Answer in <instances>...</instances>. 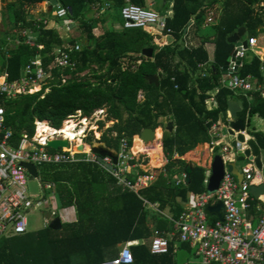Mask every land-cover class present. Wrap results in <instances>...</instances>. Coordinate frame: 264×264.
Masks as SVG:
<instances>
[{
    "label": "trees",
    "instance_id": "obj_1",
    "mask_svg": "<svg viewBox=\"0 0 264 264\" xmlns=\"http://www.w3.org/2000/svg\"><path fill=\"white\" fill-rule=\"evenodd\" d=\"M44 1L47 0H10L6 12H0V70H7L9 80L20 78L25 65L38 56L43 66L50 68L54 48L78 42L76 37L65 39L57 28L43 23L41 18L53 17L55 8L43 11ZM49 1L69 8L68 17L77 21L85 41L83 48L74 55L78 60L76 68L63 71L70 75L65 82L44 83L41 90L33 94L0 98V105L5 108L6 125L13 131L12 142L20 146L23 133L32 136L36 120H48L54 127H59L78 110L83 115H90L105 106L107 119L114 123L102 135L89 136L87 142L92 143L95 139L117 150L121 139H127L130 145L135 140V145L141 142L140 133L144 128L162 126L166 163L157 180L143 189L140 196L121 187L92 163L41 165V180L54 183L59 206H74L77 217L72 221H61L60 228L47 225L37 232L0 238V264H98L112 259L119 243L132 240L138 242L130 246L134 258L130 264H175L171 242L168 253L153 254L150 238L155 230L162 234L172 232L176 228L175 221L186 209L189 194L198 196L206 191L207 169L200 165H192L190 182L185 185H176L172 177L185 171L187 161L181 156L199 143L210 141L208 131L212 123L220 118L226 120L228 100L236 97L233 91L220 86V77L227 70L228 59L235 47L229 37L242 26L246 27L244 38L255 36L260 39L263 36L264 0H155L157 12L167 11L170 5L173 10V15L166 19L164 31L167 34L171 29L172 40L163 45L155 44V36L143 28L112 27L96 32L104 21L96 15L99 7L109 3L118 11L114 21L122 23L121 9L127 0ZM128 1L148 8L146 0ZM95 4L99 7L93 11ZM218 4L222 7L221 14L211 32L203 37L200 45L184 47L179 41L192 15L195 14L193 26L197 29L205 15ZM6 18L14 32L32 29L36 43L42 48L23 41L16 44L15 39L11 41L7 37ZM211 38L215 43L213 62L204 69L199 63L209 60L205 44ZM145 48H153L151 57L143 55ZM137 60L141 63L132 69L129 63ZM263 68L264 53L260 58L249 51L238 72L262 80ZM50 70L53 76L61 77V70L54 66ZM151 75H158L159 86L147 79ZM216 87H219L217 105L208 108L205 103L207 93ZM240 99L243 103L238 113L240 119L247 120L252 114L264 118L263 95L248 92L240 94ZM170 121H173V130L167 128ZM100 124L104 126V122ZM251 135L252 151L260 155L264 152V132L252 130ZM219 152L220 148L215 147L214 153ZM139 172L144 170L139 169ZM258 202H252L251 211H256ZM216 203L211 201L210 206ZM154 204H158L159 212L152 207ZM160 211H168L171 218ZM217 219L214 213H208L210 224Z\"/></svg>",
    "mask_w": 264,
    "mask_h": 264
},
{
    "label": "built area",
    "instance_id": "obj_2",
    "mask_svg": "<svg viewBox=\"0 0 264 264\" xmlns=\"http://www.w3.org/2000/svg\"><path fill=\"white\" fill-rule=\"evenodd\" d=\"M68 7L55 5L54 18L42 17L45 24L50 22H63L65 30H70L75 20L68 17ZM121 27L125 29L143 28L152 29V34L164 33L166 18L160 13L135 5L127 0V4L121 9ZM214 20V11H210L207 23ZM193 26L189 23L182 37L184 46H188V31ZM171 29L167 33H171ZM19 38L15 43L25 42L31 46L42 45L36 43V34L26 28L20 30ZM157 44H162L156 38ZM258 38L251 36L235 43L234 50L228 59L227 70L220 77V86L233 92H257L264 96V78L247 74L240 75L239 69L243 59L249 51H255L258 47ZM82 49L80 43L71 45L65 43L54 48V60L51 65L62 71L60 81L65 82L70 75L63 73L65 70L73 71L78 60L74 56ZM128 62V61H127ZM125 62V63H127ZM141 60L132 61L130 67L134 69ZM126 67V65H124ZM50 67V68H51ZM49 67H44L40 56L27 63L23 75L15 80H9L7 70H0V98L12 99L23 94H33L43 87L47 79L56 77L51 74ZM264 74V68L262 69ZM85 73H79L84 75ZM219 87L208 93L205 100L208 108L216 107V93ZM142 94L139 95V99ZM107 107L94 110L90 115H83L80 110L69 115L59 127H54L48 120H36L32 136L23 133L20 146H16L13 140V131L6 125L5 108L0 105V238L5 236L19 235L27 232V212L33 208L48 206L51 200H55V185L51 182H43L40 178L39 167L45 163H69L75 161L91 162L112 176L119 185L140 196V192L152 185L159 172L144 170L139 172L142 166L141 153L136 154L133 146L123 138L119 148L114 150L117 156L116 162L110 155L102 156L92 151V146L98 142L93 139L92 143L87 138L97 131L101 132L114 123L107 119ZM104 122V130L101 129ZM220 120L212 123L209 128L211 136L210 145L214 149L220 148V155L225 165V173L217 190H206L198 196H193L191 205L187 207L176 220L178 238L181 242H189L196 248V253L202 264H264V213L254 225L248 217L251 206V186L264 183L262 169L259 168L254 158L242 166L243 179L238 181L232 173L229 165L237 155H244L247 147L246 132H242L244 140L236 138L238 133L229 134L231 140L221 142L218 131L223 128ZM157 129V128H156ZM99 132V133H100ZM94 136V135H93ZM65 138L69 142L68 147L53 149L47 146L48 139ZM157 143V140L155 141ZM147 143V142H146ZM83 145L82 151L76 150L75 146ZM87 146L88 149H87ZM175 157H179L175 154ZM35 166L37 175L34 176L25 164ZM211 169L208 172V178ZM32 178L39 181L41 192L37 195L29 193L27 180ZM185 171L174 175L172 181L176 184H187ZM211 201L221 202L223 219H217L210 224L206 206ZM145 203H148L144 200ZM56 213H52L55 216ZM132 242L122 246L118 255L111 260L98 264H130L133 262V254L130 249ZM169 240L155 230L150 243V251L153 254H166L169 252Z\"/></svg>",
    "mask_w": 264,
    "mask_h": 264
},
{
    "label": "crops",
    "instance_id": "obj_3",
    "mask_svg": "<svg viewBox=\"0 0 264 264\" xmlns=\"http://www.w3.org/2000/svg\"><path fill=\"white\" fill-rule=\"evenodd\" d=\"M107 7L108 8H111L110 7V4L106 3ZM146 6L147 7H150V9L152 10H157L156 8V4H155V0H146ZM55 7L54 3L51 4L49 0L47 1H44L43 2V6H42V9L43 11L47 12V11H50L51 9H53ZM221 4H218L217 6H215L214 9H212L211 11H214V20L213 22L211 23H207V17H208V12L206 15H205V19H204V22L201 24V26L199 28L196 29V27L194 26H191L189 31H188V42H189V45L187 47H196L198 45H200L202 43V39L203 37L206 36V34H208L212 27V25L216 24L218 19H219V16L221 14ZM113 9V8H111ZM110 9V10H111ZM55 10V8H54ZM114 10V9H113ZM93 11H96V8L93 9ZM157 12V11H156ZM160 13L161 15H163L166 19L168 17H171L173 15V10H172V5H170V8L167 10V11H164V12H158ZM99 12L96 13L97 16ZM43 17H46V16H43ZM48 19H52L54 18L53 17H49L47 16ZM194 20H195V14L192 15L191 19H190V22L193 21V24H194ZM189 22V23H190ZM189 26V24L187 25V27ZM186 27V29H187ZM113 28H116V29H119L121 28V22L120 21H114L113 23ZM186 29L185 31L183 32V35L184 33L186 32ZM69 31V30H68ZM147 31H149L151 34H152V29H148ZM19 32V31H18ZM154 35V34H152ZM182 35V37H183ZM155 36V44L156 43V38H159L161 41H162V44H157V45H163L165 44L167 41L169 40H172V37H170L169 33L165 34V33H161V34H156L154 35ZM245 36V35H244ZM64 37V36H63ZM81 37V36H80ZM182 37L180 39V43L183 45V42H182ZM261 37H263V39H261ZM260 39L258 38V47L255 49L254 53L257 54L260 58L262 57L263 53H264V34L263 36H261ZM66 39V38H65ZM243 39H245L243 37ZM85 40H83V42H80L78 41L77 43H80L82 48H83V45L82 43H84ZM261 42V43H260ZM184 46V45H183ZM186 47V46H184ZM205 48L208 52V55H209V60L208 62L206 63H199V67L201 68H204L206 69L207 65L209 64H212L213 62V55H214V49H215V43L213 41V38H211L208 42H206L205 44ZM250 58L247 59V61H249ZM203 75H205V72L203 73ZM256 77V76H255ZM258 78V77H257ZM213 91V90H212ZM210 91V92H212ZM219 91V90H218ZM209 93V92H208ZM207 93V94H208ZM235 94V100H239L241 101L240 99V94H243L241 92H234ZM239 96V97H237ZM208 97V96H207ZM231 100V99H229ZM228 100V101H229ZM242 102V101H241ZM243 104V103H242ZM240 112V111H239ZM238 112V113H239ZM238 113H237V119H240L238 117ZM255 116H258L260 117L258 114H253ZM251 115L248 116L247 120H243L245 122V132L246 134L248 135L247 138L245 139L246 141V147L247 149L246 150H249L250 151V154L249 156H246V155H243L242 153H240L239 155H237L234 159V161L232 162L235 167L238 169L239 172H241V168L243 165H245L246 163L250 162V158H254L255 160L259 159L260 163H261V169H262V173L264 175V152H261L260 155H256L254 154V152L252 151V148L249 144V140L253 139L252 135H251V131L253 129H250L247 127V121L249 120ZM262 118V117H260ZM264 120V118H262ZM220 122L225 125L223 128H221L219 131H218V134H219V139L221 140V142H226V141H230L231 138H230V132H229V129L231 128L230 127V120H231V116H230V112H229V108L227 109V117H226V120H223V118H220L219 119ZM242 120V119H241ZM225 123H224V122ZM173 122V121H171ZM169 123V122H168ZM168 125V124H167ZM174 126V125H173ZM174 129V127H173ZM172 129V130H173ZM155 131H156V135H155V138L153 141L151 142H143L141 140V138H139L141 140V142L144 144V146L142 147V149L145 151L143 153H141L140 156H144L146 154L150 155L148 151H151L153 152L150 156L151 158L154 157L155 155H159L160 156V165L158 166H152L151 163H149L148 165H150L149 168H146L148 165H145V163L142 162V166L140 169L142 170H155V171H158L159 173L161 172L163 166L165 165L166 163V160L164 158V154H163V141H162V138H163V129H162V126H158L157 129L155 128ZM255 131V130H254ZM259 131V130H258ZM262 132H264V130H262ZM209 133V131H208ZM210 136V134H209ZM157 140V143L155 142ZM134 141L133 140V143H132V146H133V149L137 146L136 144L134 145ZM210 141H211V136H210ZM210 141L209 142H202V143H199L194 149L188 151L185 155L181 156V159H184L187 161V163H191L192 165L193 164H197V165H200L204 168L207 169V175H208V172L210 171V167H211V164H212V161H213V158L214 156L216 155L214 153V149L212 148V146L210 145ZM135 146V147H134ZM135 150V149H134ZM148 150V151H146ZM135 152V151H134ZM220 155V152L217 153ZM180 157V156H179ZM239 157V158H238ZM241 157V158H240ZM141 159V157H140ZM145 161V160H144ZM147 161V160H146ZM75 162H86V161H75ZM238 162H241V165H238L237 163ZM256 162V161H255ZM69 163H74V162H69ZM69 163H61V164H69ZM87 163H91V162H87ZM93 164V163H92ZM95 165V164H94ZM97 166V165H96ZM230 167V165H229ZM100 168V167H99ZM101 169V168H100ZM231 171H232V168L230 167ZM102 170V169H101ZM139 170V169H138ZM105 172V171H104ZM106 173V172H105ZM233 173V172H232ZM242 173V172H241ZM108 174V173H107ZM109 175V174H108ZM159 175V174H158ZM235 175V174H234ZM110 176V175H109ZM236 176V175H235ZM112 177V176H111ZM113 178V177H112ZM158 178V177H157ZM237 178V176H236ZM157 180V179H156ZM238 180V178H237ZM239 181V180H238ZM206 183V182H205ZM264 184V183H263ZM262 185V184H261ZM151 186V185H150ZM260 186V185H258ZM122 187V186H121ZM125 189V188H124ZM145 189V188H144ZM206 190H207V183H206ZM193 199V194L190 193L189 194V202H187L185 205H186V208L189 207L191 205V201ZM254 200H258L259 202L257 203V209L256 211H251L252 209V202ZM55 201L59 204L58 202V199H57V191L55 190ZM217 204V203H216ZM250 208L248 210V217L249 219H251L252 223L254 225L257 224V220L258 218L264 213V194H261L259 195L258 197H255L251 194V197H250ZM156 211L159 212V209H158V204H154L152 206ZM64 209H73L74 210V215L75 217L73 218H66L65 220H62L60 215H58L57 213L55 214V216L52 215V218L50 219V222H49V226H50V223L58 218L60 220V223L61 221H72V220H75L76 217H77V213H76V209L75 207H66ZM163 215H166L167 217L171 218L170 214L168 213V211H164V212H161ZM221 213H222V209H221ZM217 216V215H216ZM218 217V216H217ZM219 218V217H218ZM176 222V221H175ZM60 228V227H59ZM159 231V230H158ZM161 235H163L164 237H166L169 242H171L172 244V247H173V254H174V259H175V264H202L201 263V259L200 257L197 255L196 253V248L194 245H192L191 243L189 242H181L178 238V230H177V225H176V228L172 231V232H168V233H164L162 234V231L160 232ZM153 236V235H152ZM151 240H152V237L150 238V241L149 243H151ZM127 242H132V245L136 244L138 241L137 240H132V241H127ZM127 242H122V243H119L117 245V248H116V251L114 252L113 256L116 257L120 251V249L122 248V246L124 244H126ZM150 245V244H149ZM113 257V258H114ZM107 260H111V258L107 259Z\"/></svg>",
    "mask_w": 264,
    "mask_h": 264
},
{
    "label": "water",
    "instance_id": "obj_4",
    "mask_svg": "<svg viewBox=\"0 0 264 264\" xmlns=\"http://www.w3.org/2000/svg\"><path fill=\"white\" fill-rule=\"evenodd\" d=\"M57 3L54 2V5H56ZM246 33V27L242 26L240 27L236 32L232 33L229 37V41L232 43H238L240 40L243 39L244 35ZM143 55L146 57H151L153 54V48H145L143 50ZM147 79L150 81V83L155 84L156 86L160 85L159 82V77L158 75H151V76H147ZM60 81L59 77H52L47 79L46 83L47 84H51V83H58ZM228 108H229V112H230V116H231V120H230V129L229 132L231 134H235L238 133L236 138L238 140H244L243 134L242 132L245 131V122L241 119H237V113L239 111L242 110L243 108V104L241 101L239 100H235V99H231L228 101ZM168 130H172L173 129V122H169L167 125ZM156 135V131L154 128L152 127H148V128H144L141 133H140V138L143 142H151L154 140ZM47 146H49L50 148L53 149H58L60 147H68L69 146V142L67 139L65 138H56V139H48L47 140ZM76 150L82 151L84 149L83 145H79V146H75ZM92 151L100 154L102 156H107L110 155L113 157L114 161L116 162L117 160V156L116 153L114 151V149H110L109 147H107L105 144L103 143H97L96 145L92 146ZM250 151L246 150L244 155L249 156ZM256 164L259 168H261V163L259 161V159L255 160ZM25 166L30 170V172L36 176L37 175V171L34 165L32 164H25ZM150 165H148L146 168H149ZM230 167L232 168V172L237 176L238 180L241 181L243 179V174L241 172L238 171V169L235 167V165L233 163L230 164ZM211 173L208 179V183H207V190L210 192H213L215 190L218 189L220 182L224 176L225 173V165L223 162V159L221 157V155L216 154L213 158L212 164H211ZM192 164L191 163H187L186 167H185V172L187 174V183L190 182V176L192 173ZM250 192L253 196L258 197L261 194H264V184L260 185V186H256L253 185L251 186ZM223 207V204L221 202H218L216 205L214 206H210L207 205L206 206V210L208 213H214L215 215H217L219 217V219H223L222 213H221V209ZM51 227L54 228H59L61 227V223L60 220L58 218L54 219L51 223H50Z\"/></svg>",
    "mask_w": 264,
    "mask_h": 264
},
{
    "label": "rangeland",
    "instance_id": "obj_5",
    "mask_svg": "<svg viewBox=\"0 0 264 264\" xmlns=\"http://www.w3.org/2000/svg\"><path fill=\"white\" fill-rule=\"evenodd\" d=\"M9 1L10 0H0V12H2V11L6 12V5ZM98 5L99 4H95L94 8L99 7ZM110 9L111 8H108L106 4H103L99 7V9H98L99 14L98 15L104 21L101 22L98 29H96V32H103L106 28H112L113 27V23H114L113 21H114L115 17L117 16L118 11H115L113 9L110 10ZM148 9H150V7H148ZM49 25H52L55 28H57L61 32L62 36H64V38H66V39L76 37L78 39V41H80V42H83V40H84L83 36L80 37L81 31H80V28L78 27L77 21H75V24L72 25V27L69 31L65 30V26H64L63 22H61V21H58L57 23H54L51 21ZM6 29L8 30L7 37L11 41L13 39L19 38V33L14 32V30H12L13 29L12 24L9 23V20L7 18H6ZM261 39H263V37H261ZM247 127L250 129L256 130V131H258V130L262 131V130H264V120L262 118L252 114L250 116L249 120L247 121ZM101 128H102L101 130L103 131L104 127H101ZM99 132L100 131H97L96 134L93 133L94 138L101 135V132L100 133ZM136 145H137L136 147L134 146L135 147L134 151L136 154L141 153V152H145L142 149V147L144 146V144L142 142H138ZM146 151H148V150H146ZM148 152L150 155L153 153L151 151H148ZM150 155L146 154L144 156H140L141 157V159H140L141 163L143 162V163H145V165H148L151 161ZM237 164L241 165V162H238ZM27 186H28L29 193H31L32 195H37L41 192V190L39 188V181L38 180L28 178ZM53 212L60 215L62 220H65L66 218L75 217L73 209L67 210V209L61 208L55 200H51L50 205L33 208L27 212V230L37 232V231L43 229L45 226L49 225V222H50V219L52 218Z\"/></svg>",
    "mask_w": 264,
    "mask_h": 264
},
{
    "label": "bare ground",
    "instance_id": "obj_6",
    "mask_svg": "<svg viewBox=\"0 0 264 264\" xmlns=\"http://www.w3.org/2000/svg\"><path fill=\"white\" fill-rule=\"evenodd\" d=\"M89 146H87L88 149ZM160 162V156L159 155H155L154 157L151 158V165L153 166L155 163H159Z\"/></svg>",
    "mask_w": 264,
    "mask_h": 264
}]
</instances>
